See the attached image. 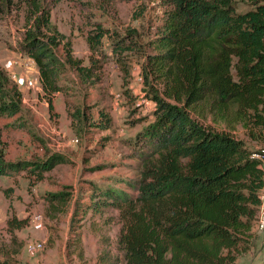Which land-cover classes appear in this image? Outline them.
I'll return each mask as SVG.
<instances>
[{
    "label": "trees",
    "instance_id": "1",
    "mask_svg": "<svg viewBox=\"0 0 264 264\" xmlns=\"http://www.w3.org/2000/svg\"><path fill=\"white\" fill-rule=\"evenodd\" d=\"M59 2L0 0V16L23 7L21 48L35 61L48 94L59 90L60 45L72 67L88 74L98 69L80 66L52 24L51 10ZM164 5L161 24L145 43L143 77L160 86L163 98L154 94L155 119L135 140L140 177L123 182L126 187L99 189L97 200L80 210L120 209L123 264H234L261 205L264 152L200 123L190 112L201 111L228 128L239 125L250 139L264 141V0H165ZM104 34L96 28L88 40L92 50ZM20 111L21 92L0 67V116ZM82 115L75 110L72 119L82 122ZM59 158L53 154L32 167L7 161L0 135V176L26 170L41 179ZM26 222L8 221L12 229Z\"/></svg>",
    "mask_w": 264,
    "mask_h": 264
},
{
    "label": "rangeland",
    "instance_id": "2",
    "mask_svg": "<svg viewBox=\"0 0 264 264\" xmlns=\"http://www.w3.org/2000/svg\"><path fill=\"white\" fill-rule=\"evenodd\" d=\"M164 2L60 0L51 10L52 24L64 34L80 66L94 69L96 64L98 69L88 74L72 67L65 62L66 46L60 45L59 90L52 94L43 90L35 61L21 48L23 7L0 16V67L9 84L21 92L20 113L0 116L5 159L32 167L53 154L60 157L41 179L26 170L0 176V261L123 264L118 246L120 209L113 205L96 212L80 209L97 200L99 189L126 187L123 182L140 177L135 140L155 119L154 94L163 98L160 86L143 77L145 43L154 37L168 9ZM98 27L105 34L92 50L88 40ZM75 110L83 114L82 122L72 119ZM190 114L215 130L231 132L255 152H264V141L250 139L239 125L225 127L197 110ZM53 193L59 196L50 201ZM260 197L248 244L234 264L264 260V225H260L264 188ZM13 217L27 222L12 229L8 221Z\"/></svg>",
    "mask_w": 264,
    "mask_h": 264
},
{
    "label": "built area",
    "instance_id": "3",
    "mask_svg": "<svg viewBox=\"0 0 264 264\" xmlns=\"http://www.w3.org/2000/svg\"><path fill=\"white\" fill-rule=\"evenodd\" d=\"M262 180H263V188H264V163H263V167H262ZM262 188V189H263ZM260 225L263 226L264 223L263 222H260ZM39 246V245H38ZM36 248V247H35Z\"/></svg>",
    "mask_w": 264,
    "mask_h": 264
}]
</instances>
